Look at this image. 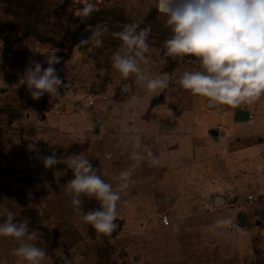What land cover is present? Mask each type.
I'll return each instance as SVG.
<instances>
[{
	"label": "rangeland",
	"instance_id": "rangeland-1",
	"mask_svg": "<svg viewBox=\"0 0 264 264\" xmlns=\"http://www.w3.org/2000/svg\"><path fill=\"white\" fill-rule=\"evenodd\" d=\"M91 2L99 10L81 21L82 0H0V212L11 210L37 231V245L47 250L41 264H64L65 258L72 264H264V97L234 108L252 114L240 144L251 151L238 166L231 169L230 161L219 158L174 170L142 162L118 203V227L111 235L98 233L74 212L63 188L73 178L71 170L44 168L41 156L84 151L115 187V176L133 163L131 149L120 146L125 128H138L144 143L148 134L142 122L151 105L193 109L206 100L174 82L184 71L197 69L194 57L160 63L171 31L157 0ZM135 21L152 28L148 75L174 73L171 86L159 95L134 77L123 79L112 67L119 40L106 34L102 47L77 46L97 24L120 31ZM52 54L61 57L55 67L68 95L61 89L59 97L46 93L33 100L22 84L25 68L32 60L46 68ZM81 98L93 105L75 117L70 106ZM250 193L256 200L246 206ZM83 199L85 211L99 207ZM163 214L169 225L161 223ZM218 218H230L234 230L209 231ZM17 246L15 239L0 237V264H26L12 255Z\"/></svg>",
	"mask_w": 264,
	"mask_h": 264
},
{
	"label": "clouds",
	"instance_id": "clouds-1",
	"mask_svg": "<svg viewBox=\"0 0 264 264\" xmlns=\"http://www.w3.org/2000/svg\"><path fill=\"white\" fill-rule=\"evenodd\" d=\"M75 2L81 3V0ZM82 3L78 9L81 21L99 10L91 0H82ZM156 9L167 17L166 25L171 31V37L163 41L160 63L167 65L168 58L194 57L193 62L197 64L196 70H186L176 77L175 84L194 97L206 98L208 104L217 108H238L264 97V0H157ZM141 23H126L120 31H110L106 23L97 24L77 46L102 47L106 34L119 40L118 50L111 56L112 67L123 79L134 77L148 92L159 95L171 86L174 73L164 72L154 78L148 75L152 62L147 55L152 28L150 24L141 27ZM44 63L46 68L40 61H30L22 77V84L33 100H39L46 93L59 97L64 85L55 67L61 63V57L49 55ZM120 146L131 149L129 159L133 163L115 176V187L102 178L99 167L93 166L84 151L66 156H57L53 151L40 157L45 169L56 171L57 165H65L71 170L73 178L66 180L63 188L74 212L104 235H111L118 227V203L134 182V170L145 161L150 166L161 162L151 146L143 143L138 128H125L120 134ZM45 186L50 188L48 183ZM84 197L95 200L99 207L85 211ZM123 202L130 204V201ZM0 221V237L18 241L12 255L26 264H41L47 250L37 245L38 233L30 231L28 221H18L7 208L0 212ZM231 224L230 218H218L208 230L215 232ZM64 264L72 262L65 258Z\"/></svg>",
	"mask_w": 264,
	"mask_h": 264
},
{
	"label": "crops",
	"instance_id": "crops-1",
	"mask_svg": "<svg viewBox=\"0 0 264 264\" xmlns=\"http://www.w3.org/2000/svg\"><path fill=\"white\" fill-rule=\"evenodd\" d=\"M240 112L243 111L229 106H209L206 100L198 102L193 109L153 104L142 122L148 134L144 144L159 156L161 168L174 170L219 158L230 161L228 167L233 169L251 151L240 145L242 136L250 129L249 118L238 120ZM227 121L229 125L225 124ZM218 125L223 129L221 137L216 139L211 133Z\"/></svg>",
	"mask_w": 264,
	"mask_h": 264
},
{
	"label": "built area",
	"instance_id": "built-area-1",
	"mask_svg": "<svg viewBox=\"0 0 264 264\" xmlns=\"http://www.w3.org/2000/svg\"><path fill=\"white\" fill-rule=\"evenodd\" d=\"M63 93L65 95H68V92L66 90V88L62 89ZM93 105V101L89 98H81V99H77L74 100L71 103V111L73 112L74 115L80 117V116H84L88 110L92 107ZM248 118L251 119L252 118V114L250 112H248ZM222 125H218L216 128V137L219 138L221 137V132H222ZM256 200V196L254 194H248L245 197V204L246 206H251ZM160 221L163 225H169L170 223V219L166 214H163L160 218ZM227 230L231 231L234 230V225H230L227 226Z\"/></svg>",
	"mask_w": 264,
	"mask_h": 264
},
{
	"label": "water",
	"instance_id": "water-1",
	"mask_svg": "<svg viewBox=\"0 0 264 264\" xmlns=\"http://www.w3.org/2000/svg\"><path fill=\"white\" fill-rule=\"evenodd\" d=\"M209 106H214V105H211V104H208ZM238 120H246L248 118V112L247 111H243V112H240L239 115H238ZM211 134H213V136L218 139L216 137V131H213ZM242 215V214H241Z\"/></svg>",
	"mask_w": 264,
	"mask_h": 264
},
{
	"label": "flooded vegetation",
	"instance_id": "flooded-vegetation-1",
	"mask_svg": "<svg viewBox=\"0 0 264 264\" xmlns=\"http://www.w3.org/2000/svg\"><path fill=\"white\" fill-rule=\"evenodd\" d=\"M243 218H244V216H242V215L239 216V219H242L243 220Z\"/></svg>",
	"mask_w": 264,
	"mask_h": 264
},
{
	"label": "bare ground",
	"instance_id": "bare-ground-1",
	"mask_svg": "<svg viewBox=\"0 0 264 264\" xmlns=\"http://www.w3.org/2000/svg\"><path fill=\"white\" fill-rule=\"evenodd\" d=\"M216 202H218V200H216Z\"/></svg>",
	"mask_w": 264,
	"mask_h": 264
}]
</instances>
